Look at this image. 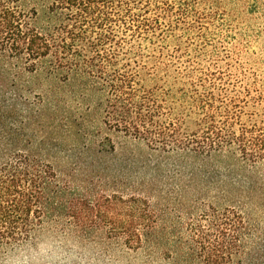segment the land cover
<instances>
[{"label": "trees", "instance_id": "1", "mask_svg": "<svg viewBox=\"0 0 264 264\" xmlns=\"http://www.w3.org/2000/svg\"><path fill=\"white\" fill-rule=\"evenodd\" d=\"M175 2L0 0V248L50 225L171 264H264V115L202 95L191 131L128 69Z\"/></svg>", "mask_w": 264, "mask_h": 264}, {"label": "rangeland", "instance_id": "2", "mask_svg": "<svg viewBox=\"0 0 264 264\" xmlns=\"http://www.w3.org/2000/svg\"><path fill=\"white\" fill-rule=\"evenodd\" d=\"M163 14L158 39L142 43L128 56L137 88L156 95L191 131L202 117L194 108L202 95L214 98L216 110L236 111L242 124L264 115V0H176L172 13ZM0 264L171 262L120 245L90 243L44 225L27 242L0 248Z\"/></svg>", "mask_w": 264, "mask_h": 264}]
</instances>
